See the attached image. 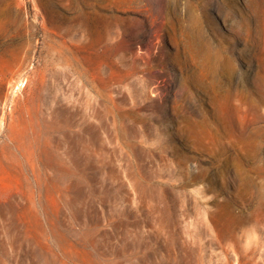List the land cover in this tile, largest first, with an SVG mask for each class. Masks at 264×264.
<instances>
[{
  "label": "rangeland",
  "instance_id": "rangeland-1",
  "mask_svg": "<svg viewBox=\"0 0 264 264\" xmlns=\"http://www.w3.org/2000/svg\"><path fill=\"white\" fill-rule=\"evenodd\" d=\"M0 264H264V0H0Z\"/></svg>",
  "mask_w": 264,
  "mask_h": 264
}]
</instances>
